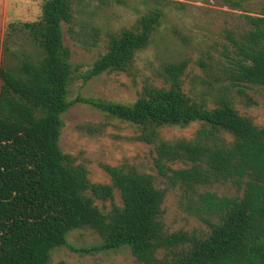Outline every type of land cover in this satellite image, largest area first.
I'll return each mask as SVG.
<instances>
[{"label": "trees", "instance_id": "obj_1", "mask_svg": "<svg viewBox=\"0 0 264 264\" xmlns=\"http://www.w3.org/2000/svg\"><path fill=\"white\" fill-rule=\"evenodd\" d=\"M75 4L46 0L39 20L19 25L42 58L26 56L17 66L0 68V264H48L52 251L68 245L69 233L80 229H92L102 240L83 253L128 248L141 264H264V127L236 108L237 96L256 105L247 90H264V18L246 17L254 31L247 41L224 48L221 74L214 77L218 87L202 97L184 91L188 61L183 60L164 64L160 75L166 86H145L132 105L69 101L72 54L64 25L72 35ZM160 25V16L152 14L135 28L108 34L106 53L84 81L129 73ZM99 37L93 28L87 47H96ZM77 103L137 126L136 140L154 146L159 174L181 189L208 231H167L166 192L152 175L104 165L112 184L92 183L88 169L59 145L62 116ZM195 122L202 127L193 139L160 138L161 128ZM179 163L185 167L174 169ZM221 184L236 194L219 195L215 186ZM115 190L121 206L114 203ZM96 200L110 201L112 208L103 211Z\"/></svg>", "mask_w": 264, "mask_h": 264}, {"label": "rangeland", "instance_id": "obj_2", "mask_svg": "<svg viewBox=\"0 0 264 264\" xmlns=\"http://www.w3.org/2000/svg\"><path fill=\"white\" fill-rule=\"evenodd\" d=\"M46 0H0V68L14 67L24 58L39 60L42 50L19 25L35 22L42 16ZM76 18L72 24L73 36L64 25V42L71 50L72 75L69 81V101L82 97L101 99L113 103L132 105L145 86L164 87L160 75L166 63L188 61L183 77L184 91L194 98L202 97L218 87L214 77L225 62V47L243 43L254 31L247 16L264 18V0H76ZM157 14L161 25L154 32L145 50L139 52L129 73L103 74L85 82L83 77L93 63L107 51L108 34H120L135 28L142 17ZM14 24L17 27H12ZM100 31L99 43L88 48L92 29ZM264 46V25L262 26ZM202 63L206 67L202 66ZM213 75V77L211 76ZM247 93L256 105L245 97H236V108L243 116L264 127V90L254 87ZM209 107H213L212 104ZM60 148L71 155L76 164L84 165L94 184H112L111 177L102 166L121 167L141 174L152 175L156 186L165 190L163 220L166 230L208 231L206 224L189 208V201L181 189L171 186L155 166L154 146L138 142L140 129L86 104H75L63 116ZM202 124L195 122L187 127H164L159 131L165 141L193 139ZM232 141L230 136L226 137ZM176 164L174 169L184 168ZM221 196H234L230 185H216ZM114 203L122 205L120 192L115 190ZM103 211L112 208V202L96 200ZM68 245L52 251L48 264H141L128 248L116 251L83 253L81 250L101 244L100 236L92 229L69 233Z\"/></svg>", "mask_w": 264, "mask_h": 264}]
</instances>
